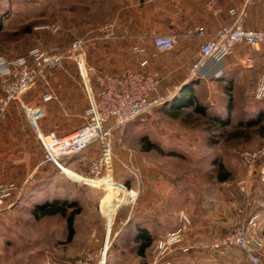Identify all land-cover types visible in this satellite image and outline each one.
<instances>
[{"label":"rangeland","instance_id":"1","mask_svg":"<svg viewBox=\"0 0 264 264\" xmlns=\"http://www.w3.org/2000/svg\"><path fill=\"white\" fill-rule=\"evenodd\" d=\"M159 1L0 0V55L65 51L76 38L91 37L83 59L100 72L138 67L136 44L149 58L170 59L172 50L155 53L152 45L155 35L171 34L160 30ZM108 22L113 36L100 38L98 29ZM134 32L141 36H128ZM196 54L183 71L169 77L156 72L162 103L111 132L113 179L137 190L136 202L124 203L118 184L94 180L85 151L66 157L62 170L46 161L35 172L15 169L19 189L0 207V264H154L156 257L157 264H250L238 247L214 244L253 215L259 217L255 234L263 239L264 158L250 161L247 154L264 146V58L211 81L188 77ZM75 67L65 53L28 91L58 94L66 76H78ZM247 70H254L252 85ZM179 227L181 241L159 252L156 240ZM142 229L150 231L151 242L139 255L135 238Z\"/></svg>","mask_w":264,"mask_h":264},{"label":"built area","instance_id":"2","mask_svg":"<svg viewBox=\"0 0 264 264\" xmlns=\"http://www.w3.org/2000/svg\"><path fill=\"white\" fill-rule=\"evenodd\" d=\"M257 1L244 0L241 9H230L229 14L234 17V21L229 25H221L210 34H206L201 27H195L188 33L190 37L203 38L198 44L196 58L188 68L189 78H221L225 73L226 58L239 46L264 52V26H245L248 8ZM206 8L215 13L221 12L217 0H207ZM98 30L103 34L100 38H110L113 36L114 25L108 22ZM91 39L76 38L65 51L59 47L46 50L32 48L26 55H0V119L6 114L11 102L18 101L43 148L45 160L61 170L65 157L79 154L98 143L100 154L90 160L89 173L95 180H109L118 184L121 187L119 195L122 201L134 204L137 190L129 189L113 179L109 137L116 127L150 113L165 97L159 93L160 81L157 74L148 69L150 58L146 56L145 47L138 44L132 47V52L139 56L138 67H124L119 72L110 74L97 71L84 61L83 48ZM176 41L174 34H160L152 38V45L155 53H162L173 50ZM65 53L76 60L75 68L86 95L87 108L82 115L81 127L58 136L54 131L44 132L39 128L37 121L43 115L41 107L24 103L21 97L43 77L47 69L58 65ZM261 85L264 87V74ZM55 98L52 90L42 96L43 101ZM247 156L250 161L264 158V146ZM18 189L19 186L14 181L0 182V207L6 205ZM258 218V215H253L247 221L237 223L225 231L214 246H236L246 254L250 264H264L263 241L255 234ZM180 219L183 223L189 222L184 213H181ZM182 230L179 227L157 239L155 244L159 252H166L178 244L182 239ZM157 258L154 259V264H157Z\"/></svg>","mask_w":264,"mask_h":264},{"label":"crops","instance_id":"3","mask_svg":"<svg viewBox=\"0 0 264 264\" xmlns=\"http://www.w3.org/2000/svg\"><path fill=\"white\" fill-rule=\"evenodd\" d=\"M206 2L207 0L159 1L160 11L157 18H159L160 30L174 34L179 42L171 51L170 56L172 58L170 59L160 60L158 59L159 57L153 58L152 55L148 65L150 71L159 72L163 77H169L177 71H183L193 58L198 49V44L203 40L201 37H190L188 33L193 31L195 27H201L206 34H210L221 25H229L234 21V17L230 16L229 10H239L244 6V0H217V6L221 9V12L215 13L206 8ZM155 8L157 6L153 5L152 11ZM247 12L246 27L259 28L264 26V0H258L248 8ZM152 33L153 30L150 31V34ZM130 34L128 36L133 38L141 36L137 32ZM188 41H192V53L190 56L186 54ZM237 49L238 47L226 58L225 73L237 64H245L253 60L260 61L264 58L262 51L255 50L252 53H247L245 50L237 51ZM112 69H108L110 72L106 73L115 74L121 70ZM78 79L79 76H66V79L62 81L63 86H59L58 94L52 90L56 95L53 104L48 103L49 101L41 103V98L46 92L32 96L31 93L33 91L30 90L31 92L27 91L23 94L21 100L24 103L41 107L43 115L37 122L42 131H54L58 136H62L81 127L83 123L81 124L80 122L81 125H75L74 120H77L75 119L76 117H82L84 110L87 108V99ZM213 80L217 79H211V81ZM49 88L51 89V87ZM49 114L50 120L47 119ZM84 151L82 153L84 152L85 155H88V163L100 154L96 144L89 146ZM42 153H44L43 148L36 138L34 129L19 102H11L6 114L0 119V182L5 180L13 181L12 178L14 177L12 176L15 169L31 168L32 172H35L46 161L42 160ZM261 221L263 223L262 240L264 253V212L261 213Z\"/></svg>","mask_w":264,"mask_h":264},{"label":"trees","instance_id":"4","mask_svg":"<svg viewBox=\"0 0 264 264\" xmlns=\"http://www.w3.org/2000/svg\"><path fill=\"white\" fill-rule=\"evenodd\" d=\"M264 53V52H263ZM246 74H247V78H248V82L249 84L250 83V79L251 77H253V74H254V70H247L246 71ZM252 85V84H251ZM196 111L198 112H202L203 111V107L201 105H196V108H195ZM66 158V157H65ZM64 158V159H65ZM63 159V162H65ZM51 163V162H50ZM62 213H64L63 211H61ZM73 216L71 215L69 218H68V226H69V230H70V237L72 236L73 234ZM69 237V238H70ZM139 242H138V245H137V253L139 255H143L144 254V251L145 249L149 246L150 242H151V235L149 232H147L146 230L142 229L139 233V235L136 236V238Z\"/></svg>","mask_w":264,"mask_h":264},{"label":"bare ground","instance_id":"5","mask_svg":"<svg viewBox=\"0 0 264 264\" xmlns=\"http://www.w3.org/2000/svg\"><path fill=\"white\" fill-rule=\"evenodd\" d=\"M95 180V179H94ZM97 182L101 181V180H96Z\"/></svg>","mask_w":264,"mask_h":264}]
</instances>
